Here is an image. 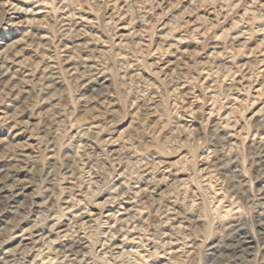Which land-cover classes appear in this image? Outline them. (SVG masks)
Wrapping results in <instances>:
<instances>
[{
  "label": "rangeland",
  "instance_id": "1",
  "mask_svg": "<svg viewBox=\"0 0 264 264\" xmlns=\"http://www.w3.org/2000/svg\"><path fill=\"white\" fill-rule=\"evenodd\" d=\"M259 196L264 0H0V264H264Z\"/></svg>",
  "mask_w": 264,
  "mask_h": 264
},
{
  "label": "bare ground",
  "instance_id": "2",
  "mask_svg": "<svg viewBox=\"0 0 264 264\" xmlns=\"http://www.w3.org/2000/svg\"><path fill=\"white\" fill-rule=\"evenodd\" d=\"M11 191V190H10ZM11 194H12V198L16 197L18 195V193L16 192V190H14L12 188V191H11ZM260 198V196H259ZM263 202L261 203V207L262 209L260 210L259 212V217L264 220V196L262 198H260ZM70 201V200H69ZM14 202V201H13ZM65 202V201H64ZM133 205L132 207L129 209L131 211H133L135 208H136V201H133L132 202ZM73 204V203H72ZM65 207V206H64ZM63 209V208H62ZM65 209H68L67 206L65 207ZM70 209V208H69ZM65 211V210H64ZM61 212V211H60ZM63 213H61L62 215ZM65 214V213H64ZM53 215V214H51ZM61 215L59 214V217H61ZM56 216V215H54ZM56 218V217H55ZM49 219V218H48ZM236 221V220H235ZM59 222V221H58ZM76 222V221H75ZM241 223V222H240ZM74 224V223H73ZM54 224L52 227L53 228H49V232H50V229L51 231L54 230V227L56 229H60L59 231L56 232V235L58 237H62V238H65L69 232V227L66 225H60V224ZM230 225V224H229ZM262 226H264V223L261 224ZM34 226L32 228V231L29 230V234H26L27 232H24L22 231V240L20 241V243L17 245V251L14 252V253H5L4 254V257L3 259L5 258H13V257H18L19 255L20 256H23V251L26 250V249H32L33 246L37 245L39 242H42L43 243V240L47 238V235H44L43 231L42 230H39L36 228V224L34 222ZM75 226V225H74ZM227 227V226H226ZM241 227L242 225H239V223H236V224H232L228 227L229 231H228V234H226V236H232L233 240L231 242H233L231 245H229L228 247L230 248V251L233 253V254H236L237 256H242L244 254H246V249L247 247H245V238L241 237L240 235V238H236V235L237 234H240L241 232ZM244 227V226H243ZM260 227V226H259ZM264 229V227H263ZM244 230V229H243ZM263 234V233H262ZM244 235H247V234H244ZM243 236V235H242ZM239 237V236H238ZM141 240V239H140ZM133 240H130L129 243H132ZM220 242L212 245V246H209L210 250L211 251V254L213 256H215V253H216V250L218 248V245H219ZM44 244V243H43ZM169 244V243H168ZM227 248V247H226ZM207 249V248H206ZM208 250V249H207ZM229 250V249H228ZM218 251V250H217ZM138 253V252H137ZM219 253V252H218ZM39 254V253H38ZM130 254V253H129ZM210 255V254H209ZM0 262H3V260L0 259Z\"/></svg>",
  "mask_w": 264,
  "mask_h": 264
}]
</instances>
